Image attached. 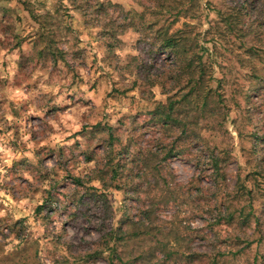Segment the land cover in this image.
Returning <instances> with one entry per match:
<instances>
[{
    "label": "rangeland",
    "instance_id": "374dc122",
    "mask_svg": "<svg viewBox=\"0 0 264 264\" xmlns=\"http://www.w3.org/2000/svg\"><path fill=\"white\" fill-rule=\"evenodd\" d=\"M177 7L198 124L150 15ZM0 264H264V0H0Z\"/></svg>",
    "mask_w": 264,
    "mask_h": 264
},
{
    "label": "trees",
    "instance_id": "16d2710c",
    "mask_svg": "<svg viewBox=\"0 0 264 264\" xmlns=\"http://www.w3.org/2000/svg\"><path fill=\"white\" fill-rule=\"evenodd\" d=\"M71 2L77 1V0H70ZM192 2V0H190ZM161 6L160 8H162ZM167 13H170L169 16L165 15V12L162 11H151L150 15L154 18L161 17L164 19L166 24L169 22L170 24L166 27H159L160 30H158V38L162 39L163 47L165 49H170L171 51H174V54L176 55L177 60V70L174 71L176 75L173 77L175 84V88H180L181 91H184V109L188 110L189 112H197L199 114L198 117H194L196 124H198L199 120L203 119L205 108L207 106V99L209 93L207 90H205V66L202 64V58L198 55V52L194 51V44L190 45V40L186 37L185 31H184V38L183 36L173 33L169 34V28L172 25H175L179 18L182 16L183 10L179 7L177 8H169ZM170 19V20H169ZM158 22H154L149 24V28L154 29ZM44 32L50 33L48 30V26H45ZM197 43V42H196ZM198 45V43L196 44ZM176 77V78H175ZM202 102V105H201ZM159 110H168V113L166 112H156L154 113V116L157 117V114H160V118L158 119L159 123H162L164 127L168 130H171L173 127H175L177 124H179L182 129H185L186 124H182L181 121H179L177 118H175L173 115V110L175 108V102L173 101V98H169L167 103L165 105L160 104ZM187 114V117H188ZM154 117V118H155ZM201 117V118H200ZM186 131V130H185ZM148 156L155 155V153L148 152ZM146 153V154H147ZM150 153V154H149ZM147 155L143 156V160L145 161V169L146 171L152 170V166L150 165V160ZM148 230L143 233H136L129 232L126 236H121L119 243L122 247H125L124 243H129L127 240H137V242H132V244L136 243H143V242H149L153 237V232L156 228H147ZM159 234V233H158ZM123 237V239H122ZM126 237V238H125ZM126 240V241H125ZM140 248V247H138ZM142 249V248H140ZM144 250V249H143ZM143 250H140L139 257L144 260L145 255H147L146 252H143Z\"/></svg>",
    "mask_w": 264,
    "mask_h": 264
}]
</instances>
